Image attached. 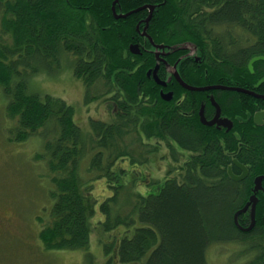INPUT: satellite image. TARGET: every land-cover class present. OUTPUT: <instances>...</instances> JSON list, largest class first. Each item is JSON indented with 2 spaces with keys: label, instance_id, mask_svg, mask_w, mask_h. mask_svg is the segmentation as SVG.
<instances>
[{
  "label": "trees",
  "instance_id": "1",
  "mask_svg": "<svg viewBox=\"0 0 264 264\" xmlns=\"http://www.w3.org/2000/svg\"><path fill=\"white\" fill-rule=\"evenodd\" d=\"M112 1L0 0V92L7 98V116L16 122L11 139H46L47 151L37 156L54 186L53 224L41 234L45 246L89 250L97 217L95 182L106 178L114 193L101 203L104 219L97 224L108 233L127 229L116 251L121 264H209L211 246L239 239L253 254L248 264H264V232L257 225L245 237L234 222L253 194L254 180L264 175V125L237 123L225 133L205 127L198 115L204 93L175 83L164 88L174 90L173 100L163 99V87L147 77L155 55L130 50L132 38L140 35L136 20L148 13L144 6L158 5L148 29L157 43L176 50L173 68L178 71L186 61L180 46L199 48L202 62L191 59L178 72L187 84L235 86L264 95V84L255 88L264 77V61L255 63L254 73L249 68L253 58L264 56V0H119V12L141 9L127 19L114 18ZM65 62L83 81L87 102L106 100L110 114H116L111 123L92 119V132H84L67 101L30 93V79ZM185 92L189 97L179 104ZM218 100L231 117L264 111V99L244 92H218ZM135 145L143 155L166 145L173 159H187L178 161L175 177L163 184L152 180L160 187L148 191L147 183L143 194L139 184L145 173L131 183L119 177L129 172L119 161L147 163L134 155ZM234 159L250 165L246 181L231 178L230 167L237 173ZM263 213L257 214L260 223ZM113 247L107 244L105 251Z\"/></svg>",
  "mask_w": 264,
  "mask_h": 264
},
{
  "label": "rangeland",
  "instance_id": "2",
  "mask_svg": "<svg viewBox=\"0 0 264 264\" xmlns=\"http://www.w3.org/2000/svg\"><path fill=\"white\" fill-rule=\"evenodd\" d=\"M186 46L191 54L197 55L194 46ZM29 91L67 101L75 108L76 124L84 132H92V119L111 123L113 116L106 100L87 102L85 85L75 76L73 68L67 62L56 71H42L30 79ZM4 96V92H0V217L5 222V227L0 231V264H121L116 251L127 229L120 227L108 233L97 224L100 219H104L100 212L101 203L114 193L106 178L95 182L97 217L93 220L89 250H49L45 246L41 234L53 224L51 208L54 199L50 192L54 190V186L48 176L46 164L39 161L37 156L47 151L44 146L46 139L40 136H31L21 142L11 139L16 122L6 114L7 98ZM127 142L130 144L133 140L128 139ZM157 143L158 140H155L152 144ZM132 148L134 155L141 156L138 159L147 160V163H132L130 158L119 161L120 167L129 170L127 176H119L120 182L138 181L139 174L145 173L147 180L144 177V182L142 180V184H139V190L143 194L159 188L168 177H175L179 171L178 161L187 159V156H179L176 161L166 145L161 146L154 154L144 155L140 145ZM87 160L90 161V157ZM147 183H150L148 191ZM136 184L138 185L137 182ZM107 244H114L113 251L109 254L105 251ZM252 258L253 254L248 251V247L232 243L213 245L208 251L209 264H248Z\"/></svg>",
  "mask_w": 264,
  "mask_h": 264
},
{
  "label": "flooded vegetation",
  "instance_id": "3",
  "mask_svg": "<svg viewBox=\"0 0 264 264\" xmlns=\"http://www.w3.org/2000/svg\"><path fill=\"white\" fill-rule=\"evenodd\" d=\"M149 6V5H147ZM155 6V5H153ZM145 7V6H144ZM158 5H156V9L154 10V14H156L158 12ZM113 8V7H112ZM113 11V9H112ZM116 13L117 15H122V14H126L122 11V9H120V12L118 11L117 7H116ZM150 13H151V9L148 8V13L147 15L144 17V18H141L139 19L138 21L136 20V31H138V33L140 34L138 36V38H136L135 36L132 38L133 39V42L134 44H137L139 45L140 47V55L142 54V51L145 50L147 52H149L150 54H154L155 55V58L157 60V63L156 65H154L153 67L149 68L148 71H147V77L150 81H154L156 83V81L154 80V73L151 72V74L149 75V71L150 70H155L157 67V65H159V68L157 70V76L160 77L163 81H166L167 82V87H175V83H178L181 87L182 85L177 81L176 77L174 76L175 72V67L173 68L172 64H171V60L174 58V56L172 55L176 50L173 49L172 47L170 46H167L166 49H159V48H156L152 42H151V39L154 41L155 45H162L163 43H157L156 40H154L153 36L149 33V29H150V26H151V21L149 23V26H147L148 23H146V20L149 18L150 16ZM153 14V16H154ZM113 16L114 18L115 15H114V12H113ZM128 18V17H127ZM127 18H120V19H127ZM149 28V29H148ZM145 29H147V31L145 32ZM151 38V39H150ZM143 41V43L141 42ZM149 41L151 42V44H149ZM133 44V45H134ZM148 44L151 46V49H148L146 46H148ZM187 44L185 45H182L180 46V48H182L183 50H185L187 52L186 55H184V59H186L185 62H189L191 61V59L197 63H200L202 62V57L201 55L199 54V48L197 46H194L195 48V54L197 55H193L191 54V51L189 49L188 46H186ZM188 45H191V44H188ZM196 56L195 59H193V57ZM183 58V56L181 57V59ZM183 62V63H185ZM182 63V64H183ZM182 64L179 66V69H178V72L181 74V66ZM182 76V75H181ZM183 79V77H182ZM184 80V79H183ZM161 86V85H160ZM193 86H198V87H205V86H211V84H207V85H198V84H195ZM227 86V85H225ZM163 87V86H162ZM167 87H163L162 90L165 92V93H169V92H173L174 93V90L173 89H164V88H167ZM184 88V87H183ZM185 89V88H184ZM162 90L160 91V94L162 96ZM186 90V89H185ZM188 92V90H186ZM226 90H210V91H202V92H198V93H204V96L205 98H200V109H199V120L200 122L205 126V127H211L213 129H215L218 133H225L227 131H233L234 128H236V124L237 123H243V124H249L251 121L255 122L254 121V117H255V113L254 115L250 113H247L246 115L245 114H240V115H236L234 117H231V116H227L224 112V108L222 106V103L221 101L218 100V92H225ZM189 97V94L188 93H181L180 94V99H179V104H182V102L184 100H187ZM212 97H215V101L217 102V104L220 106L221 110H222V115H221V119L224 120V119H230L232 122H233V126H232V129H228L227 127H225L224 125L221 124H218L216 123L215 125L213 126H208L206 124H204L201 120V116H200V110L202 108V106H204L205 110H204V114H205V117H206V121L209 122V121H212L216 118V114H217V107L213 104L212 102ZM174 98V97H173ZM173 99H171L170 101H172ZM199 102V101H198ZM120 106L118 105V111H120ZM194 113H195V110H194ZM251 115V116H250ZM113 117L116 116L115 115H112ZM251 117V118H250ZM256 124V123H255ZM262 126V125H261ZM237 136L240 137L239 133H237ZM237 159H234V162H233V169L236 170L237 173L234 172L235 175L237 176H240L242 175V170L235 164V161ZM238 161V160H237ZM239 162V161H238ZM240 163V162H239ZM243 165H245L247 168H248V176L250 174V165H247V164H244L242 163ZM235 165V166H234ZM231 168V167H230ZM229 168V169H230ZM247 176V178H248ZM247 178H245L247 180ZM244 179V181H246ZM235 181V180H234ZM243 181V180H242ZM240 182V181H239ZM255 186V180H254V184ZM253 186V187H254ZM254 190V189H253ZM262 194L263 192H259L258 193V200H257V214L259 212H261L262 210H264V201L262 200ZM253 195V194H252ZM245 205V204H244ZM244 205L239 209L241 210L242 208H244ZM238 210V211H239ZM236 211V213L238 212ZM235 213V214H236ZM264 215V213H263ZM234 218H235V215H234ZM263 220L262 222L260 223L259 221H257L256 223V226L258 225L259 226V230L258 232H264V217L262 216ZM235 222V220H234ZM239 222H240V225L242 228H248L252 222V211H251V208L240 215L239 217ZM235 225H236V222H235ZM254 227L253 230L249 231V232H246L244 230H242L240 227H237V229L246 237H251V234L255 231V229H257L258 227ZM5 227V222L2 220V218L0 217V231L3 230V228ZM6 229V228H5ZM230 243L232 244H235V245H239V246H244L246 247L245 245V242L242 241V240H235V241H231Z\"/></svg>",
  "mask_w": 264,
  "mask_h": 264
},
{
  "label": "water",
  "instance_id": "4",
  "mask_svg": "<svg viewBox=\"0 0 264 264\" xmlns=\"http://www.w3.org/2000/svg\"><path fill=\"white\" fill-rule=\"evenodd\" d=\"M119 0H115L114 3H113V12H114V15L116 17V19H120V18H127L129 16H131L133 13L135 12H138L140 11L141 9H136V10H133V11H130L126 14H122V15H117L116 13V6L118 4ZM145 9H148L150 8L151 9V13H150V16L149 18L146 20V23L147 26H149V23L151 21V19L153 18V14H154V10L156 9V6H145L144 7ZM151 42L152 44L156 47V48H163V46L161 45H155L154 41L151 39ZM131 52L133 54H136V55H140L139 53V50H138V46L137 45H132L131 47ZM259 61H264V56H257L255 58H253L251 61H250V64H249V67H250V70L252 73H254V64L256 62H259ZM159 67H157L155 70H150L149 71V75L151 74V72L154 73V78L155 80L157 81V83L159 85H162L163 87H167L165 81L161 80L160 78H158L157 76V70H158ZM175 77L176 79L178 80V82L188 91H192V92H202V91H210V90H226V91H239V92H244V93H250V94H253L251 92H249L248 90L246 89H243V88H240V87H235V86H225V85H211V86H205V87H196V86H191L189 84H187L179 75L178 72L175 73ZM264 84V77L258 82L257 86H261ZM163 93V96L162 98L167 100V101H170L171 99H173L174 97V93L173 92H169V93ZM254 96L256 97H262L264 98V96H260V95H256V94H253ZM212 102L213 104L217 107V114H216V118L212 121H209L207 122L206 121V117H205V114H204V106H202L201 110H200V116H201V120L204 124L208 125V126H213L215 125L216 123L224 125L225 127H227L228 129H232V126H233V122L230 120V119H224L222 120L221 119V115H222V110L220 108V106L217 104V102L215 101V97H212ZM251 118V117H250ZM254 121L257 125L261 126V125H264V112H257L256 113V117H254ZM237 165L241 168L242 170V175L240 176H237L233 173L232 171V168L229 169V172H230V175L231 177L236 180V181H240V180H243L247 177V174H248V168L242 164H239L238 162H236ZM263 182H264V175L262 176H259L255 179V186H254V194L253 196L251 197L250 199V203H252L254 205V210H253V220L255 221V212H256V206H257V200H258V197H257V194L260 192V191H263L264 190V186H263ZM250 203L245 207V208H242L241 210H239L236 214H235V222H236V225L238 227H241L240 225V222H239V217L241 214H243L247 209H248V206L250 205ZM254 225V223H253ZM252 225V226H253ZM252 227H250L249 229H246V230H250Z\"/></svg>",
  "mask_w": 264,
  "mask_h": 264
},
{
  "label": "bare ground",
  "instance_id": "5",
  "mask_svg": "<svg viewBox=\"0 0 264 264\" xmlns=\"http://www.w3.org/2000/svg\"><path fill=\"white\" fill-rule=\"evenodd\" d=\"M147 31V29H145V32ZM151 39V38H150ZM134 45H137V44H134ZM138 46V50H139V52H140V47H139V45H137ZM161 46H163V48H160L159 47V49H166V47L167 46H165V45H161ZM132 47V46H131ZM131 47H130V50H131ZM140 54V53H139ZM255 65V64H254ZM156 67H159V65H157ZM250 68V67H249ZM174 71H176V72H178L177 71V68L175 67V70ZM175 72V73H176ZM174 76H175V74H174ZM181 77V76H180ZM158 78H160V77H158ZM161 79V78H160ZM155 80V79H154ZM162 80V79H161ZM156 81V80H155ZM178 81V80H177ZM156 83H157V81H156ZM165 83H166V85H168L167 84V82L165 81ZM158 84V83H157ZM258 84V83H257ZM257 84H256V86H255V88H259V87H261V86H257ZM159 85V84H158ZM162 86V85H161ZM191 86H193V85H191ZM197 87V86H196ZM249 92H251V93H253V94H256V95H260V96H262L261 94H258V93H256L255 91H252V90H248ZM162 92H164L163 90H162ZM165 93V92H164ZM247 94H250V93H247ZM253 94H250V95H252V96H254ZM162 96H163V93H162ZM264 96V95H263ZM256 97V96H255ZM256 98H259V99H264V98H262V97H256ZM251 116V115H250ZM255 117H256V114H255ZM236 162H238L237 160L235 161V164L237 165V163ZM239 163V162H238ZM239 164H242V163H239ZM243 165V164H242ZM238 166V165H237ZM245 166V165H244ZM239 167V166H238ZM240 168V167H239ZM241 169V168H240ZM233 171V170H232ZM234 173V172H233ZM248 173H249V171H248ZM229 174H230V172H229ZM231 176V175H230ZM247 176H248V174H247ZM262 176V175H261ZM259 177V176H258ZM232 178V177H231ZM247 178V177H246ZM233 179V178H232ZM234 180V179H233ZM244 180V179H243ZM236 181V180H235ZM240 181H242V180H240ZM263 184H264V182H263ZM264 186V185H263ZM261 192H264V190L263 191H261ZM253 194H254V190H253ZM253 196V195H252ZM251 196V197H252ZM257 197H258V194H257ZM251 199V198H250ZM250 203V200L248 201V203L245 205V207L248 205ZM244 207V208H245ZM251 208V211H252V222H251V224H250V226L248 227V228H242V230H244V231H246V232H249V231H251V230H253L254 229V227L256 226V223H257V206H256V212H255V221L253 220V210H254V205L252 204V203H250V205L248 206V209L245 211V212H247L249 209ZM244 212V213H245ZM253 223H254V225H253ZM253 225V226H252ZM250 227H252L250 230H246V229H249Z\"/></svg>",
  "mask_w": 264,
  "mask_h": 264
}]
</instances>
